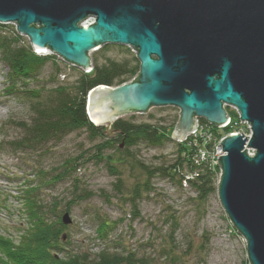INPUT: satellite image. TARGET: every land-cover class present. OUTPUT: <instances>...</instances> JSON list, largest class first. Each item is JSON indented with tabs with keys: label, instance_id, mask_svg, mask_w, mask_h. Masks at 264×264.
<instances>
[{
	"label": "rangeland",
	"instance_id": "rangeland-1",
	"mask_svg": "<svg viewBox=\"0 0 264 264\" xmlns=\"http://www.w3.org/2000/svg\"><path fill=\"white\" fill-rule=\"evenodd\" d=\"M2 38H9L17 47H30L28 54L48 56L31 77H23L21 72L11 70L0 50L2 237L16 245L27 236L32 222L26 203L32 199L49 209L44 215L46 219H61L66 226L65 251L56 247L50 250L57 258H63L67 251L92 258L105 249L132 252L144 264H250L246 241L230 221L218 196L221 167L206 165L214 173L215 189L204 198L190 185L197 176L194 171L205 165L194 163V156L200 154L206 141L201 133L209 130L214 132L213 136L224 137L242 127L247 135L242 134L249 137L248 123L242 121L238 127L220 128L223 124L215 125L195 117L194 129H199L180 140L172 137L180 109L172 105L151 106L146 112H130L118 118L162 128V134L170 139L158 146L138 143L127 149L119 141L99 152L94 145L103 137L95 139L84 128L46 141L35 140L29 132L33 106L49 104L56 86L72 90L80 74L90 73L92 66L85 71L48 49L47 52L35 50L29 38L17 32L15 23H0V41ZM107 44L106 51L99 47L89 53L90 58L102 52L100 62L114 59L139 64L132 47ZM223 107L227 117L231 114L232 122L239 119L235 107ZM86 114L94 126L102 128L104 136L116 137L112 124L118 118L110 124H94L87 110ZM245 148L247 153L252 152L251 148ZM178 153L179 166L169 171L171 175L162 174V168L177 162ZM65 162V166L71 165L70 174L61 178L59 168ZM189 164L193 167L191 172L186 168ZM185 179L188 180L183 184ZM64 213L69 214V224L62 220ZM100 222H107L109 228L100 232L97 227ZM0 264L4 263L0 260Z\"/></svg>",
	"mask_w": 264,
	"mask_h": 264
},
{
	"label": "water",
	"instance_id": "water-1",
	"mask_svg": "<svg viewBox=\"0 0 264 264\" xmlns=\"http://www.w3.org/2000/svg\"><path fill=\"white\" fill-rule=\"evenodd\" d=\"M0 23L85 71L103 44L135 50L136 79L88 92L94 124L172 105L180 109L172 137L181 140L195 117L220 125L223 104L235 107L251 135L220 140L218 196L250 264H264V0H0ZM62 220L71 222L68 213Z\"/></svg>",
	"mask_w": 264,
	"mask_h": 264
},
{
	"label": "trees",
	"instance_id": "trees-1",
	"mask_svg": "<svg viewBox=\"0 0 264 264\" xmlns=\"http://www.w3.org/2000/svg\"><path fill=\"white\" fill-rule=\"evenodd\" d=\"M12 45V46H11ZM103 51L108 49V44L100 47ZM0 50H2L3 59L9 64L11 70L21 72L23 77H31L40 65L48 59V56H35L28 54L30 47L24 49L14 46L10 39L2 38L0 41ZM102 52L95 54L91 58L92 70L90 73H81L77 78L72 90L64 86H56L52 91L49 104L33 106L34 118L29 132L33 139L43 141L53 139L63 133L73 131L79 128L88 130L93 137H103L101 142L94 145V149L101 152L103 148L118 143L124 144L128 149L138 143H145L153 146L163 144L169 140V136L162 134V128L150 124H136L124 121L121 118L115 120L112 129L115 132L113 139L104 136L102 128L94 126L86 114V96L89 90L98 85L114 86L136 79L139 72V64H133L129 61H117L106 59L100 62ZM164 132V131H163ZM114 142L111 144V142ZM120 145V144H119ZM183 149L179 152L181 153ZM180 153L178 160L165 169L162 168V174H168L171 169L179 166L181 161ZM180 159V161H179ZM181 163V162H180ZM60 165L58 176L67 177L70 174V166ZM188 167V168H187ZM191 172L192 166H186ZM158 171V170H157ZM159 172V171H158ZM151 173H155L152 172ZM57 175V174H56ZM182 176V175H181ZM171 177V176H170ZM179 179V183H180ZM214 173L204 165L197 171L196 179L190 182L191 187L201 198L212 192L214 188ZM31 216V229L27 236L13 245L9 239L0 235V260L4 264H144L141 258L133 256L132 252H111L102 249L94 257L83 255L74 251H67L63 258H57L50 252L55 248L59 251H65V244H68V235L63 234L66 226L62 224L61 219L48 220L44 217L45 212L49 210L45 205L39 204L35 200H28L26 203ZM100 232L107 230L109 224L100 222L97 224ZM61 235V236H60ZM65 239H64V238ZM3 258V259H2Z\"/></svg>",
	"mask_w": 264,
	"mask_h": 264
},
{
	"label": "built area",
	"instance_id": "built-area-1",
	"mask_svg": "<svg viewBox=\"0 0 264 264\" xmlns=\"http://www.w3.org/2000/svg\"><path fill=\"white\" fill-rule=\"evenodd\" d=\"M90 23H92L91 18H87L83 23H81V25L90 24ZM227 118H228L227 122L224 123L220 128H222V127L223 128H227L228 126L230 128L231 127H234V126H237L238 127L240 124L243 123L240 119H237L236 121H233L232 122V119L229 118V115H228ZM246 127L248 128L247 130L249 132L250 126L247 124ZM197 129H199V128H197ZM238 129L239 130L236 129L238 132L235 131V133H243V134L247 135V133H245V130L242 127L241 128L238 127ZM196 130L194 129L193 130L194 132L192 131L193 134H195ZM203 134H204V137H205L206 141H204V144H202V150H199V152H200V154H198L199 156L198 155L197 156H194V161H195L194 163L197 166H200V165L205 164V165H209V166L215 165L217 167L218 166V164H217V157L219 155H223L224 154V152L222 151L221 144L219 143L220 140L223 138V136L222 135L220 137L217 136L218 137V141H216L217 137L216 136H213L214 135V132L209 131V130H206L203 133H201V136ZM210 143H211V146L209 147L208 145ZM248 154H252V152H249L248 151ZM201 163H203V164H201ZM199 169H200V167H198L197 170H195L194 172L198 171ZM186 180H188V179L182 180V183L185 184L186 183Z\"/></svg>",
	"mask_w": 264,
	"mask_h": 264
},
{
	"label": "bare ground",
	"instance_id": "bare-ground-1",
	"mask_svg": "<svg viewBox=\"0 0 264 264\" xmlns=\"http://www.w3.org/2000/svg\"><path fill=\"white\" fill-rule=\"evenodd\" d=\"M83 22H84V21H83ZM83 22H82V23H83ZM85 25H88V24H85ZM103 45H104V44H103ZM101 46H102V45H101ZM101 46H100V47H101ZM39 51H40V52H42V51L47 52V49H43V50H39ZM223 106H225V104H223ZM226 106H227V105H226ZM228 115H229V113H228ZM229 118L232 119L231 114L229 115ZM231 119H230V120H231ZM239 119H240V117H239ZM225 136H227V135H225ZM225 136H224V137H225ZM224 137H223V138H224ZM247 149H248V148H247Z\"/></svg>",
	"mask_w": 264,
	"mask_h": 264
}]
</instances>
